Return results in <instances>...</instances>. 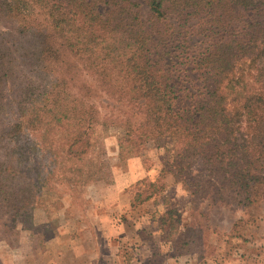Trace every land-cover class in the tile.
<instances>
[{
	"label": "trees",
	"instance_id": "trees-1",
	"mask_svg": "<svg viewBox=\"0 0 264 264\" xmlns=\"http://www.w3.org/2000/svg\"><path fill=\"white\" fill-rule=\"evenodd\" d=\"M142 1L146 17L131 0H0V22L11 26L0 29V222L3 216L13 228L33 210V184L53 175L59 156L82 158L92 148L87 132L95 123L121 130L120 148L146 139L170 147L156 180L144 178L127 193L131 209L160 197L163 213L144 212L176 254L209 245L194 244L207 241L198 225L172 230L177 219L163 195L167 175L193 203L258 202L264 190V0ZM191 36L205 43L195 55L187 51ZM190 72L198 81L193 91L183 85ZM97 92L140 103L141 118L98 119L91 101ZM44 149L50 163L39 161Z\"/></svg>",
	"mask_w": 264,
	"mask_h": 264
},
{
	"label": "rangeland",
	"instance_id": "rangeland-1",
	"mask_svg": "<svg viewBox=\"0 0 264 264\" xmlns=\"http://www.w3.org/2000/svg\"><path fill=\"white\" fill-rule=\"evenodd\" d=\"M131 1L140 4L144 17L148 15L147 7L142 0ZM10 28L9 24L0 22V29ZM202 40V37L191 36L188 45L192 52L189 49L187 51L192 55L197 54L205 46ZM187 75L188 77L183 78V85L193 91L192 85H197L198 81L191 80L195 76L194 73L190 72ZM181 97H184L181 102L183 105L186 103V97ZM91 101L99 108L98 119L104 117L108 121L129 114L136 123L141 118L140 103L118 102L103 92L94 93ZM120 133L121 130L116 127L105 131L95 123L87 132L92 148L82 158H68L70 156L61 153L64 157L63 159L58 157V161L62 162L55 163L53 175H47L44 183L33 184V191L38 193L33 210L18 217L13 228V224L2 216L0 264H9L12 260V250L17 246L18 254L28 252L27 255L30 257L39 259L40 253L37 248L41 245H94V241L103 244L96 250L98 255L101 253L98 257L103 259V264H117L114 259H118L119 264H144L138 262L140 259L149 258V252H144L143 247L137 245H160L156 241L157 234L150 238V234L144 230L137 234L140 228L134 227L135 223L133 225L124 223L126 226L123 227H116L114 224L111 229L106 228L100 233L97 230L100 229L97 228L98 217L102 218L103 212L109 211V206L112 208L117 206L120 209L119 216L123 220L122 210L129 208L123 206L126 198L122 195L121 187L128 182L121 176L116 186V173L119 175L126 172L128 161L134 158L143 168L158 171L167 154L166 150L170 147L157 148L152 139H146L141 145L133 147L125 145L120 148L118 143ZM27 138L38 139V135L28 133ZM60 138L56 136L58 142ZM40 155V162L46 159L50 163L52 157L50 158L45 149ZM78 168L81 170V177L77 172ZM164 184V192L171 198L173 204L174 219H177V226L172 230L176 232L191 224L198 225L201 236L207 241L194 244L209 246H204L200 250L193 248L185 255L173 252V257H179V260L171 257L168 251L161 250L153 262L163 257L165 259L171 257L173 264H264V190H259L258 202L242 207L229 201L212 203L204 200L193 203L189 194L169 175L164 178ZM230 195L236 197V191H230ZM135 209L126 213L128 215L126 222H130L135 213L153 210L148 204L137 206ZM155 209L158 213L165 211L162 205ZM4 221L7 227L1 225ZM159 241L162 242L160 239ZM161 245L169 244L162 242ZM210 247L211 250L208 252ZM200 255L204 256L198 263Z\"/></svg>",
	"mask_w": 264,
	"mask_h": 264
},
{
	"label": "crops",
	"instance_id": "crops-1",
	"mask_svg": "<svg viewBox=\"0 0 264 264\" xmlns=\"http://www.w3.org/2000/svg\"><path fill=\"white\" fill-rule=\"evenodd\" d=\"M159 168V167H158ZM159 170L155 171L152 169H147L143 168V166L139 163H137V159H130L127 163V169L126 172H121L119 175L116 173V186L121 180V176L125 177V180L128 182L127 185L122 186V192H123V197L126 199L123 201L124 205L129 208V210L124 209L122 210L123 213V220H121L119 216V208L117 206H114L113 208L109 206V211L103 212L102 218L98 217V222H97V229L98 231L104 232L106 228H112L114 227V224H116V227H123L126 226L124 223L127 225H133L136 228H140L137 234L142 233L143 230L146 231L147 234L150 237H155L156 233V241L160 245H137L134 243V245L137 246H142L143 251L147 253L149 252V258L147 259H140V262H143L144 264H156V262H153L154 257H156L158 252H161V250H166L169 252V255H172L173 257V245H161L162 242L159 241V234L158 230H155L154 224L156 225L153 220H151L150 215L148 213L142 212V213H135V216L132 218L130 222H126V218H128V215L126 213L131 210H136V209H131L129 206V195L127 193L128 187H130L132 184L136 182H140L144 178H148L151 181H155L157 176H158ZM124 173V175H123ZM115 185V184H114ZM163 195H166L165 192H163ZM144 204L150 205L153 210L155 211V207L158 209L160 205L163 206L164 210V205L162 204V201L160 197H152L148 201H146ZM143 204V205H144ZM152 204V205H151ZM121 212V211H120ZM114 221V222H113ZM147 242V241H145ZM96 244V245H95ZM100 243H97L94 241V245H41L37 249H39L40 257L39 259L34 257H30V255H27L28 252H24L21 254H18L16 251L18 249V246L16 247L15 250H12V260L9 261V264H103V259H100L101 253L98 255L96 250L99 248ZM49 246V247H46ZM52 247V248H51ZM51 250H48L50 249ZM12 248H10L11 250ZM186 253H183L185 255ZM42 255V256H41ZM48 255V256H47ZM182 255V256H183ZM169 257V259H165L164 257L162 259L161 264H173L172 258ZM177 258L179 260V257H173ZM186 259H184L185 261ZM115 263L119 264L118 259L113 260ZM142 264V263H141Z\"/></svg>",
	"mask_w": 264,
	"mask_h": 264
}]
</instances>
